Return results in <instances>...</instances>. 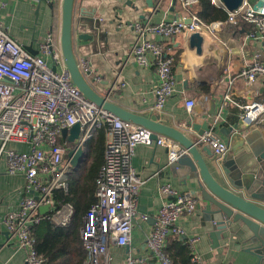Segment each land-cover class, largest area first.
I'll return each instance as SVG.
<instances>
[{
  "label": "built area",
  "instance_id": "obj_1",
  "mask_svg": "<svg viewBox=\"0 0 264 264\" xmlns=\"http://www.w3.org/2000/svg\"><path fill=\"white\" fill-rule=\"evenodd\" d=\"M47 1L53 3V0ZM211 2L227 12L226 21L205 23L194 12L200 0H157L156 9L168 3L170 7L179 8L181 14L172 21L153 24L149 19L144 24L130 26L135 33V41L125 64L131 62L141 68H155L158 82L153 112L164 111L176 87L174 57L155 38L169 40L183 34L203 33L219 38L228 26L248 24L253 29L246 38L264 41V0H243L239 9L233 12L227 11L219 0ZM79 67L84 74L89 72L84 60ZM261 78H264V59H256L241 70L237 78L231 77L229 85L240 79L251 88ZM230 102V95L227 94L223 107ZM195 106V100L186 101L189 112ZM263 119L264 102L253 101L242 107L240 120L244 127L251 128ZM218 121L215 117L213 128L198 136L197 140L200 145H210L217 160L222 161L230 148L214 131ZM75 125L80 126L81 135L71 144L63 139V131ZM105 127L104 163L95 181L97 200L86 214L81 229L83 247L87 252L85 264H109L110 245L128 246L135 220H149L148 215L139 214L137 207L139 191L144 183L132 166L137 147L155 143L167 148L169 166L185 151L173 139L158 135L153 140V132L149 129L123 121L89 101L72 83L61 42L53 33L42 39L39 53L34 56L0 27V159H5L9 175H23L26 180V195L19 210L9 214L4 224L8 232L7 244L14 242L26 253L25 264H46L47 261L36 250L35 226L43 221L63 228L71 224L75 214L73 205L65 203L58 206L55 200L56 191L68 193L69 190L72 166L68 153L78 147L84 148ZM12 142L26 144L30 150L9 149L8 144ZM159 191L165 201L145 242L154 264H174L166 254L170 237L187 242L191 264H204L197 248L200 239L187 237L179 226L184 218L195 214L199 204L197 196L180 192L169 182L162 184ZM47 206L49 211L40 215L41 208ZM143 263L142 259L127 258V264Z\"/></svg>",
  "mask_w": 264,
  "mask_h": 264
},
{
  "label": "crops",
  "instance_id": "obj_2",
  "mask_svg": "<svg viewBox=\"0 0 264 264\" xmlns=\"http://www.w3.org/2000/svg\"><path fill=\"white\" fill-rule=\"evenodd\" d=\"M53 3L56 12L55 8L51 9L52 4L47 0H0V27L11 38L24 47H32L35 54H38L40 42L50 33L57 40L61 38L63 0H53ZM156 7L157 0H75V26L78 25L82 12L88 16L87 19L100 22L97 39L93 43L75 41L78 62L84 60L89 66V72L85 73L87 80L109 102L141 116L159 120L187 135L195 136L193 128L202 129L207 121L210 122V128H213L212 122L217 117L219 121L214 131L229 145V154L235 159L246 152L251 154L244 140L248 137L252 141L251 148L264 144V119L251 128H246L241 125L240 116L243 106L253 101L264 102V78L251 88L240 79H236L233 85H229V80L231 77L237 78L241 70L256 59H264V41L246 38L247 33L253 29L252 26H228L219 38L203 33L202 53L198 54L195 48L190 47L188 34L169 40L155 38L174 57L176 87L174 95L167 100L164 111L153 112L158 82L155 68H141L131 62L125 64V61L135 41V33L130 27L132 24H144L149 19L153 24L172 21L181 14L179 8L170 7L168 3L161 9ZM198 8L199 6L194 9L196 14ZM227 94L230 95L231 102L223 107ZM189 99L196 102L192 112L186 108V101ZM214 110L215 117H211L209 113ZM8 148L16 151L30 150L28 145L17 142L8 144ZM204 156L211 163L217 161L215 155L212 158ZM253 164L254 160L251 159L246 166L251 167ZM132 166L144 182L139 191L138 212L148 215L149 220H135L128 246L110 245L109 264H127L129 256L144 260L143 264L155 263L145 242L165 201L159 191L162 184L169 182L180 192L193 193L197 196L198 203L201 202L197 181L184 184L169 166L167 148L155 143L140 145L132 159ZM224 176L229 183L228 176L225 173ZM25 195V177L9 175L6 161L1 158L0 264H25L26 253L14 242L7 244L8 232L4 224L9 214L19 210ZM40 215L45 214L40 212ZM201 217L197 208L195 214L184 218L179 226L187 237L200 239L197 248L204 264H255L256 259L246 252L250 245L244 244L245 237L238 232L237 227L234 226L227 232L216 247V243L205 233ZM175 241L181 239L170 237L167 248H173ZM85 263L86 260L83 264Z\"/></svg>",
  "mask_w": 264,
  "mask_h": 264
},
{
  "label": "water",
  "instance_id": "obj_3",
  "mask_svg": "<svg viewBox=\"0 0 264 264\" xmlns=\"http://www.w3.org/2000/svg\"><path fill=\"white\" fill-rule=\"evenodd\" d=\"M219 2L227 11L233 12L239 9L243 0H219ZM51 4V9L55 8L54 3ZM74 8L75 0H63L60 42L72 83L89 101L123 121L132 122L152 131L153 140H156L158 135H163L180 144L185 153L170 167L176 171L179 180L184 184L188 181H197L201 193V202L197 208L202 214L201 225L205 233L218 247L224 235L234 226L237 227L238 232L245 237L244 244L250 245L246 252L256 259L255 264H264V144H257V147L251 148L252 141L250 142L247 137L244 142L251 154L246 152L236 159L228 154L222 162L217 160L211 163L206 161L204 154L212 158L214 156L212 147L200 145L197 140L198 136L210 131L209 121L202 129L193 128L197 136L187 135L159 120L155 121L125 110L99 95L79 67L75 41L93 43L97 39L100 22L87 19L88 16L82 12L78 25L75 26ZM203 42L204 37L200 34H192L189 37L190 47L195 48L198 54L202 53ZM24 48L31 55H38L32 47ZM53 70L56 71V67ZM7 81L9 82L8 79ZM215 113L214 110L209 115L215 117ZM80 135L79 125L63 131V139H67L71 144H74ZM68 159L72 168L77 169L85 161V149L78 147L70 151ZM251 159L254 160V164L251 167L246 166ZM223 172L228 176L229 183ZM49 209V206L43 207L40 212L46 214Z\"/></svg>",
  "mask_w": 264,
  "mask_h": 264
},
{
  "label": "trees",
  "instance_id": "obj_4",
  "mask_svg": "<svg viewBox=\"0 0 264 264\" xmlns=\"http://www.w3.org/2000/svg\"><path fill=\"white\" fill-rule=\"evenodd\" d=\"M57 11L55 7V12ZM197 15L207 24L216 21H226L227 12L212 4L211 0H200ZM239 24L236 28L246 27ZM250 28V27H249ZM107 141V128H103L97 138L85 146V161L79 169H71L69 173V190L55 192L58 206L65 203L73 205L75 214L68 227H57L48 221L35 226L33 234L36 240V250L44 255L46 264H83L87 258L81 239V229L84 218L92 205L96 203V178L104 163ZM174 250L176 253H174ZM166 254L174 264H190L191 254L185 240L175 241L173 248H167ZM180 260V262H178Z\"/></svg>",
  "mask_w": 264,
  "mask_h": 264
}]
</instances>
